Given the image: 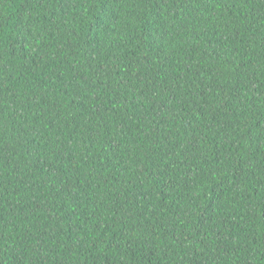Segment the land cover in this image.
Listing matches in <instances>:
<instances>
[{
    "label": "trees",
    "instance_id": "1",
    "mask_svg": "<svg viewBox=\"0 0 264 264\" xmlns=\"http://www.w3.org/2000/svg\"><path fill=\"white\" fill-rule=\"evenodd\" d=\"M0 264H264V0H0Z\"/></svg>",
    "mask_w": 264,
    "mask_h": 264
}]
</instances>
